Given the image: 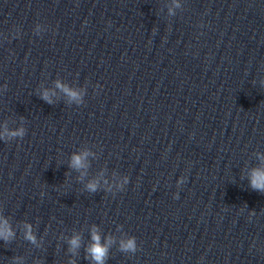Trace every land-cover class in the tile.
Returning a JSON list of instances; mask_svg holds the SVG:
<instances>
[{
	"label": "clouds",
	"instance_id": "9594fccd",
	"mask_svg": "<svg viewBox=\"0 0 264 264\" xmlns=\"http://www.w3.org/2000/svg\"><path fill=\"white\" fill-rule=\"evenodd\" d=\"M56 86L60 88L64 93H66L71 99L76 100L78 103L80 102L81 94L79 92L69 89L60 82H57ZM52 95H54V93H52ZM42 99H44L48 103H52V100L50 98V93L48 91H45L43 93ZM23 135H24L23 128L18 129L16 131H9L7 128H5V131L3 133H0V139H3L5 137H17V136L22 137ZM87 155H88L87 152L82 153L80 155H73L71 158L70 167L77 170L87 167L85 163V159ZM250 184L253 189L258 190L260 192H264V169H254L252 171L250 177ZM87 189L91 192H95L97 190V183L96 182L89 183L87 185ZM25 227L27 229L25 233V238L31 241L32 243H35L36 239L35 236L32 234L31 226L25 225ZM13 236H14V232L12 231L11 226L8 224V222L6 220L0 222V239H3L5 242H7ZM91 238L93 243L87 248L86 251L91 257V259L96 262V264H104V261L108 255V247L109 245H111L113 241L111 237H109L106 244H101L100 236L95 228L92 231ZM69 244H70V250L75 251L80 246V237L79 236L73 237L69 241ZM120 250L123 252L135 253L137 251V244L135 237H131L126 241L122 240L120 242Z\"/></svg>",
	"mask_w": 264,
	"mask_h": 264
}]
</instances>
